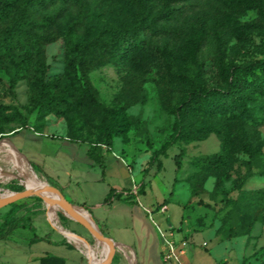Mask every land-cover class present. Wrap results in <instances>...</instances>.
I'll return each mask as SVG.
<instances>
[{"label": "rangeland", "instance_id": "374dc122", "mask_svg": "<svg viewBox=\"0 0 264 264\" xmlns=\"http://www.w3.org/2000/svg\"><path fill=\"white\" fill-rule=\"evenodd\" d=\"M38 1L15 0L16 11L24 12L29 21L26 37L40 39L44 90L63 100L46 110L38 99L39 87L32 84L36 74L12 82L11 66L0 64V142L7 139L8 149L23 156L8 141L11 133L26 127L88 142L108 140L133 168L130 174L136 183L146 181L140 186L145 192L138 191L143 202L155 209L170 197L161 223L195 232L187 248L191 264H264V93L259 92L264 72L255 64L264 55L259 12L264 0H239L238 6L233 0H202L178 23L157 20L149 0H81L50 25L41 24L44 12L37 9ZM191 3L186 0L183 5ZM15 21L0 22V36ZM87 38L90 42H85ZM132 38L143 47L139 59L122 52L121 46ZM84 82L91 106L77 105ZM194 85L207 90L235 85L236 92L246 93L249 100L233 113L214 112L202 102L184 111L180 106L192 96ZM221 131L230 142L226 164L198 172L194 157L216 151L220 143L216 134ZM207 135L205 140L190 141ZM249 142L254 147L251 152L245 150ZM174 156L179 161L176 172ZM28 164L47 183L54 194L47 192L50 198L59 199L56 191L82 207ZM13 169L17 172L23 166L16 164ZM31 185L37 187L17 173L0 182V198L10 192L17 195L1 200L0 215L15 203L21 207L18 214L30 210L42 216L33 229L13 241L47 231L77 247L61 232L62 226L86 246L104 248L75 219L77 215L50 207L42 195H22L33 190ZM78 249L88 253L92 264H105L108 251ZM82 257L88 264L83 252ZM118 258L115 251L109 264Z\"/></svg>", "mask_w": 264, "mask_h": 264}, {"label": "crops", "instance_id": "0c3cea01", "mask_svg": "<svg viewBox=\"0 0 264 264\" xmlns=\"http://www.w3.org/2000/svg\"><path fill=\"white\" fill-rule=\"evenodd\" d=\"M9 137L8 143L27 162L23 156L11 152L5 142L7 139H3L0 142V168H7L18 162L27 164L28 161L37 165L41 173L70 196V200L86 208L92 221L113 241L119 257L115 264H162L159 230H172L177 239L184 237L190 240L195 233L169 229L171 224L168 223L166 227L161 223L160 215L167 210L170 197L164 198L168 201L160 205L163 199L155 209L148 202H143L138 191L146 181L142 179L137 184L135 177L130 174V169L133 168L112 148L102 146L103 161L98 163L88 156L89 143L84 141L54 134H40L31 127L17 130ZM148 172L144 171L146 174ZM175 178L174 173L172 185ZM130 188L135 193L125 195L121 192ZM142 191L144 193L145 188ZM14 194L10 192L2 195L0 201L4 196ZM23 214L30 218L34 226L37 219L42 217L30 213V210L20 214L17 212L16 217ZM37 233L43 239L0 240V264H60V261L61 264H85L82 252L86 255L88 264H92L93 259L84 250L78 249V246L67 245L47 231ZM202 246H207V243L203 242ZM182 259L191 264L188 249Z\"/></svg>", "mask_w": 264, "mask_h": 264}, {"label": "trees", "instance_id": "16d2710c", "mask_svg": "<svg viewBox=\"0 0 264 264\" xmlns=\"http://www.w3.org/2000/svg\"><path fill=\"white\" fill-rule=\"evenodd\" d=\"M186 0H149L153 2L150 7L154 12V17L157 20H172L174 22H180L187 14L194 10L202 0H193L189 6H184ZM81 0H39L35 3L39 11H43V17L41 24L50 25L54 22H59L66 15V13L72 8L77 6ZM234 5H239V0H233ZM159 4V5H158ZM250 6V5H249ZM237 8V7H236ZM259 12L263 18L264 26V3H262ZM11 19H15L13 26L8 29L3 35L0 36V64L10 65L11 71H9V76L12 82L24 79L31 74H36L33 79V85L37 86L38 89V99L43 108L53 109L56 108L59 100H63L59 96L48 95L43 88V75L44 63L41 60L42 52L39 46V38L37 37H26L25 24L26 21L25 13H17L15 0H0V22H6ZM85 42H90L87 38ZM79 44V49H83L84 45ZM122 52H130L131 58L139 59L142 55L143 47L140 45V41L137 38H132L131 41L122 45ZM260 70L264 72V55L263 58L257 60L256 63ZM84 86L81 90V95L78 96L77 105L78 106H91V98L88 94V85L86 82L83 83ZM259 92L264 93V84L259 88ZM248 95L246 93H237L235 85H231L225 90H207L201 86L194 85L192 89V96L185 100L180 109L187 111L198 106L201 102L204 103L208 108L214 112H226L233 113L236 110L241 109L248 102ZM70 102V101H68ZM221 131L216 134L220 139L219 148L216 152L209 154H200L194 157L192 164L197 168L198 172H208L210 170H216L221 166L225 165L229 158V143L227 138ZM207 136L204 137H190L191 140H205ZM75 141H84L89 143V149L87 151L88 156L98 163H102L103 157L101 154L102 146L105 148H111L108 140L104 142L101 141H86L84 139L78 138L75 135L67 137ZM249 147V148H248ZM245 146L247 152H251L254 148L252 143L249 142ZM178 160L175 159L174 163L176 165V170L178 168ZM30 165L40 172L41 169L30 162ZM8 168V167H7ZM5 168V169H7ZM176 181V178H175ZM143 185V184H142ZM141 185V186H142ZM142 187L139 191H142ZM171 193V192H170ZM253 201L256 198L250 197ZM168 199H164L160 205L165 204ZM21 210V207L15 203L10 204V208L0 215V240H12L19 238L23 231L27 229H33L31 220L25 214L16 217L17 212ZM28 211V210H26ZM43 237L33 235L30 239L32 241L41 240ZM61 264V261H60Z\"/></svg>", "mask_w": 264, "mask_h": 264}, {"label": "bare ground", "instance_id": "6f19581e", "mask_svg": "<svg viewBox=\"0 0 264 264\" xmlns=\"http://www.w3.org/2000/svg\"><path fill=\"white\" fill-rule=\"evenodd\" d=\"M16 164H21L23 166V169L21 170H18L17 172L13 169V167L16 165ZM14 165H11L9 168H7L6 170L4 171H1L0 172V182H4L7 178H11L15 173L17 174H20V175H24V176H27L28 179H30L31 181H33L37 187H33L32 185V188L33 190L39 192L42 196L45 197V200L47 201V204L50 206V207H56V208H61V209H64L66 210L64 204L59 200V199H54V198H50L48 195H47V192L51 193L53 196L54 194L51 192V190L49 189L48 185L46 182L44 181H41L38 177V175H36L34 172L31 171L29 167V164H28V167H27V164L25 162H18ZM74 212H75V215L79 216L81 219H83L87 224H89V226H91L93 229L95 230H98L97 229V226L95 225V223L92 221L89 213L87 211H85L82 207H79V206H75L74 207ZM61 225V224H60ZM62 233L64 234V236L69 240L71 241L73 244L77 245L78 247H82L84 248L87 252L89 253H98V254H101L99 252V250L101 251H105L107 252L108 251V255H109V245L103 241V240H100L103 244H104V248H100V246H98L99 249H97V247H88L86 246L83 242H81L77 237H75L69 230H66L62 227ZM98 239V238H97ZM120 249V248H119ZM108 255L106 257V261H105V264L107 262V259H108Z\"/></svg>", "mask_w": 264, "mask_h": 264}, {"label": "built area", "instance_id": "2783aa9c", "mask_svg": "<svg viewBox=\"0 0 264 264\" xmlns=\"http://www.w3.org/2000/svg\"><path fill=\"white\" fill-rule=\"evenodd\" d=\"M131 191H124L123 194L127 195ZM133 193L135 191L133 190ZM171 229V227L169 228ZM162 246L160 251V258L162 264H187L182 260L183 254L187 251L189 246V239L179 238L177 239L172 230L161 231L159 230Z\"/></svg>", "mask_w": 264, "mask_h": 264}, {"label": "water", "instance_id": "95a60500", "mask_svg": "<svg viewBox=\"0 0 264 264\" xmlns=\"http://www.w3.org/2000/svg\"><path fill=\"white\" fill-rule=\"evenodd\" d=\"M17 151V149H15ZM57 196H59V200L64 204L65 208L67 209V211H69L72 214H75L74 212V207L71 203H69L60 193L53 191ZM22 195H30V194H38L41 195L39 192L37 191H33V190H29L27 192L21 193ZM17 196L16 194L14 195H9V196H4L3 199H9V197H15ZM1 202V201H0ZM79 223H81L84 227H86L88 229V231L96 238L105 241L108 245H109V255H108V259L106 264H109L112 260L113 254L115 252V245L113 243V241L103 235L99 230H95L93 229L91 226H89V224H87L83 219H81L80 217L76 216L75 218ZM98 229V228H97Z\"/></svg>", "mask_w": 264, "mask_h": 264}]
</instances>
